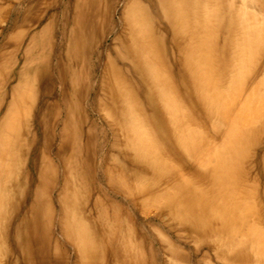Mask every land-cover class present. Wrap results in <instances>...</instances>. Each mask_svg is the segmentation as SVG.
<instances>
[{"label": "bare ground", "instance_id": "1", "mask_svg": "<svg viewBox=\"0 0 264 264\" xmlns=\"http://www.w3.org/2000/svg\"><path fill=\"white\" fill-rule=\"evenodd\" d=\"M19 2L0 264H264V0Z\"/></svg>", "mask_w": 264, "mask_h": 264}, {"label": "rangeland", "instance_id": "2", "mask_svg": "<svg viewBox=\"0 0 264 264\" xmlns=\"http://www.w3.org/2000/svg\"><path fill=\"white\" fill-rule=\"evenodd\" d=\"M4 3H9V5H17L19 0H0V4L3 5ZM4 6V5H3ZM0 6V7H3ZM11 6V7H12ZM24 13L23 10L20 15L17 16H7L6 14H0V28H19L22 25V21L24 19ZM48 17V13L45 14L44 18L41 20V24H38L34 26L33 28H42L43 24L45 23L46 18ZM14 29H10L6 33H2L0 31V52L3 50L4 47L7 45H10L11 38L10 36L13 34L12 32ZM31 34L28 35V37L25 40H19L17 43L21 46V49L23 50L26 47L27 40L31 37Z\"/></svg>", "mask_w": 264, "mask_h": 264}]
</instances>
